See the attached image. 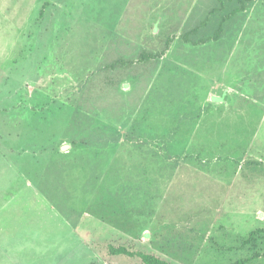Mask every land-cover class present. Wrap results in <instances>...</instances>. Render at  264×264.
<instances>
[{"label": "rangeland", "instance_id": "1", "mask_svg": "<svg viewBox=\"0 0 264 264\" xmlns=\"http://www.w3.org/2000/svg\"><path fill=\"white\" fill-rule=\"evenodd\" d=\"M216 6L0 0V264H140L108 244L171 264L252 256L240 238L264 229V0L218 40L184 42ZM173 35L159 60L107 67Z\"/></svg>", "mask_w": 264, "mask_h": 264}, {"label": "trees", "instance_id": "2", "mask_svg": "<svg viewBox=\"0 0 264 264\" xmlns=\"http://www.w3.org/2000/svg\"><path fill=\"white\" fill-rule=\"evenodd\" d=\"M253 0H237L238 6L235 7L229 14L222 17L220 23L218 24L217 28L213 32V34L208 38H198L197 40L192 39L193 35H197L200 29L209 21V18L212 14L219 11L221 8L224 7L225 0H217L218 6L210 9L206 15V17L201 20L198 24L191 27L189 30L183 32L180 37L186 43H192L194 45L204 44L208 40H218L221 37V34L224 29V22L229 19L231 16L239 12H243L246 10L247 5L252 2ZM173 36H168L165 38L163 42V47L157 51L151 50H142L139 52L138 57L135 60L132 59H124V58H117L113 60L111 63L107 64V67L110 69H115L117 66L122 67H129L132 66L134 63H148L151 61L159 60L161 57L164 56L166 51L170 48L173 40ZM148 236V234H146ZM264 241V229L259 228L251 233L247 237L240 238L241 241V249L247 247L248 250L252 251L251 257L241 258L234 263L230 264H246L250 262L252 259H255L259 256L264 257V248L260 242ZM107 253L111 256H124L130 259H137L140 264H171L168 260L161 258L153 253L135 250L130 245L125 244H108L107 245Z\"/></svg>", "mask_w": 264, "mask_h": 264}, {"label": "crops", "instance_id": "3", "mask_svg": "<svg viewBox=\"0 0 264 264\" xmlns=\"http://www.w3.org/2000/svg\"><path fill=\"white\" fill-rule=\"evenodd\" d=\"M227 90H228V92H227ZM237 91H238V89H237L236 87H233V88H229V87H227V89L224 90L225 94L222 95L223 100L226 101V100L228 99V96H229L228 94H230L231 97H234V94H236ZM213 95H216V94L212 93L211 97H212ZM215 97H216V96H215ZM217 103H218V102H217ZM219 103H222V102H219ZM241 238H242V237H241ZM238 239H239V238H238ZM252 260H254V259H252Z\"/></svg>", "mask_w": 264, "mask_h": 264}]
</instances>
